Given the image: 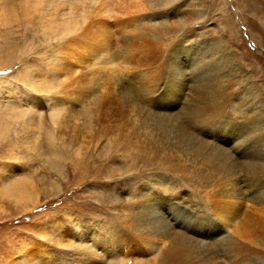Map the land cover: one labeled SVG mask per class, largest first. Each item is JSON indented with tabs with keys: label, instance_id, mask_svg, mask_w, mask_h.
Here are the masks:
<instances>
[{
	"label": "bare ground",
	"instance_id": "1",
	"mask_svg": "<svg viewBox=\"0 0 264 264\" xmlns=\"http://www.w3.org/2000/svg\"><path fill=\"white\" fill-rule=\"evenodd\" d=\"M39 1V6L34 4V10L29 8L33 3L30 4L28 11L37 9L39 12L37 20L42 27L43 40L64 42H58L53 52L55 58L49 65L51 73L48 81L43 83V91L58 88L55 95L63 96V104L69 105L65 118L68 117L67 122L75 130L88 126L96 140L109 133L114 135L116 130L120 156L126 161L127 157L131 158V167L149 171H140L139 174L147 175L148 181L134 187V202L121 211L124 225L119 231H110V244L95 250L92 245V249L90 245L85 246L90 249L86 250L90 257L96 254L107 257L104 263L95 261L92 264H122V260L116 258L119 253L139 260L128 264H219L216 257L224 258L230 264H264V224L260 223L264 220L261 216L264 212L260 213L262 219L249 213L250 216L243 217L239 223L233 222L241 216V204L247 200L236 192L231 193L238 190L236 187L254 188L253 203L264 209V109L258 95L247 89L236 91L231 88L237 75L230 66L233 60L229 55L223 56L225 49L219 39L207 38L199 30L181 33L177 42L170 37L164 40L163 36L172 34L176 25L154 21L164 17L159 16L157 10L164 6V2L156 0L157 8L153 6L148 17L153 21L152 27L146 25L145 16H141L133 23L134 29L128 31L129 38L121 32L127 42L125 48L121 47L124 50L121 57L132 65L105 68L104 75L99 78L94 68L97 55L112 48L114 51L117 45L106 39L102 43L96 40L95 26L101 24L95 19L98 12L95 13L94 9L98 3H101L98 4L100 10L104 9L106 0ZM139 8L138 0H130V11ZM4 16L0 8V22ZM105 28L101 35L107 38L104 32H111ZM134 30L138 32L137 36H132ZM148 31L163 42V47L150 45L152 42H141L144 46L139 44ZM63 47L72 50L76 61L64 62L58 52ZM151 54L153 59L148 58ZM18 77L26 85L32 81L25 74H18ZM99 80H102L101 87L96 85ZM226 88L231 91L224 93ZM130 94L139 101L147 98L151 112L135 106L131 100L132 105ZM61 104H53L56 105L52 112L54 125L58 123L63 108H60ZM114 104L123 108L122 114L119 112L121 119L114 121L115 124L108 129L101 116ZM90 114L96 121L89 118ZM112 115L111 119L115 113ZM50 153L61 157L54 147ZM48 166L57 173L61 172L55 160L49 161ZM153 166L155 170H151ZM162 173L180 177L190 193L175 195L174 192L178 191L165 184V180L159 177ZM7 187V194L15 202H22V211H25L31 201L28 186L17 182ZM208 188L219 189L217 196L232 199L224 200V203L222 200L212 201L206 212H194L188 200L192 195L205 197ZM212 194L211 200L215 198ZM232 200L241 202L232 203ZM237 207L239 209L235 210ZM225 222H233V225L226 226ZM108 258L114 259L108 261Z\"/></svg>",
	"mask_w": 264,
	"mask_h": 264
},
{
	"label": "rangeland",
	"instance_id": "2",
	"mask_svg": "<svg viewBox=\"0 0 264 264\" xmlns=\"http://www.w3.org/2000/svg\"><path fill=\"white\" fill-rule=\"evenodd\" d=\"M34 1L0 0L1 11L3 9V15L5 14L4 21L0 22V264H92L95 261L104 263L107 257L98 254H92L93 257H90V249L85 246L90 245L91 248L92 245L95 250L101 245L110 244V231H119L123 227L124 216L121 211L134 202V187L137 183L148 181L147 175L139 174L140 171L147 170L131 167V158L127 157L126 161L120 156L121 147L117 146L116 130L114 135L109 133L100 140L93 138L88 126L75 130L71 123L67 122L68 117L65 118L66 107L69 108V105L63 104V96L55 95V92L59 91L58 88L43 91V83L48 81L51 73L49 65L55 58L53 52L56 51L57 43L62 41L43 40L42 27L37 20L39 12H36L37 9L33 11L34 4L39 6L40 1ZM120 1L123 4H120ZM120 1L106 0L104 9L100 10L101 3L94 9L95 13H101H97L95 18L101 24L95 26L97 42L102 43L106 39L111 44L117 43L114 51L112 48L105 51L107 55H97L94 68L99 78L104 75L105 68L132 65L128 60L125 62V57H121L124 56L121 47L127 46L121 32L129 38L128 31L134 29L133 23L141 16H145V24L152 27L153 21L148 17L152 14L156 0L154 3L153 0H138L141 8L132 11L128 9L130 0ZM157 1L164 2V6L160 8L155 6L158 13L160 12L159 16L164 17L155 18L154 21L162 20L169 25H176L174 32L164 35L163 39L170 37L177 42L181 33L199 30L207 38L219 39L225 49L222 54L229 55L233 60L230 66H233L232 70L236 73L234 75H237L231 88L236 91L247 89L248 92L258 95L264 109V0ZM28 7L33 10L28 11ZM177 27L181 28L177 30ZM104 28L112 33L104 32L107 38L101 35ZM137 33V30H134L132 36H137ZM145 35L147 36L139 40L141 46L152 42L150 45L163 47V42L159 38L156 40L153 32H145ZM58 52L66 63H73L77 59L69 48H59ZM143 52L145 54L146 49L143 48ZM149 56L148 58H154L152 54ZM119 62L125 64L121 65ZM18 74H25L32 79L31 83H21L19 77L16 78ZM101 81L96 85L101 87ZM231 88H226L224 93L230 92ZM129 96L135 106H141L143 110L151 112L147 107V98L139 101L138 97L132 94ZM57 103H62L60 108H63L56 121L58 123L54 125L52 112ZM112 107L113 113L110 108L105 109L107 111L102 114L103 117L100 114L104 126L107 125L105 127L108 129L121 119L119 115L123 109L121 106L120 109L117 108L116 104ZM108 112L113 115L115 113L114 116L111 114L113 117L119 112L121 114L111 119L110 114L105 116ZM89 118H92L93 122L96 121L92 114ZM52 147L59 151L61 157H54L50 153ZM53 160L58 162L60 173L49 168L48 162ZM151 170H155V166ZM159 177L165 180V184L168 183L170 188H174V191H178L174 192L175 195L190 193L189 187L180 177L166 173ZM130 178L133 180H129ZM17 182L25 183L31 192V201L25 211H22V202H15V199L7 194V186ZM202 184L204 185V182ZM236 188L238 190L231 193L236 192L247 201L241 204V216L233 222L239 223L243 217L250 216L249 213L255 218L263 216L264 219V215L260 216V213L264 212L263 207L253 203L254 188ZM210 189H206L208 195L205 197L192 195L188 200L194 212L200 211L201 214L211 207L212 201L222 200L221 203H224L230 198L217 196L219 189ZM210 194L215 196L213 200L210 199ZM237 209L239 208L235 210ZM233 222H225L224 225H233ZM260 223L264 224V220ZM239 227L241 228V225ZM119 255L116 258L121 259L122 264L139 262L137 257H127L123 253ZM112 259L114 258H108V261ZM216 260L219 264H230L224 258L216 257Z\"/></svg>",
	"mask_w": 264,
	"mask_h": 264
}]
</instances>
